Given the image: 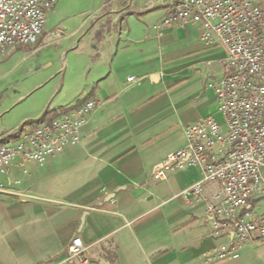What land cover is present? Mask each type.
<instances>
[{
  "label": "crops",
  "instance_id": "0c3cea01",
  "mask_svg": "<svg viewBox=\"0 0 264 264\" xmlns=\"http://www.w3.org/2000/svg\"><path fill=\"white\" fill-rule=\"evenodd\" d=\"M174 1L59 0L43 41L8 51L6 59L27 70L20 90L17 80L1 84L16 97L0 114L15 112L21 102L28 108L0 138L26 119L56 115L89 98L99 103L80 143L43 164L28 163L26 172L15 164L1 177L0 264H79L67 255L75 237L88 247V264H264L259 241L239 258L221 257L233 234L215 230L209 199L180 195L203 179L200 167L153 177L169 153L186 145L188 125L223 120L208 83L223 77L227 51L202 43L198 25L155 27ZM48 37L56 38L45 42ZM44 48L55 57L41 63L35 58ZM58 60L61 65L48 69ZM205 188L208 198L215 185Z\"/></svg>",
  "mask_w": 264,
  "mask_h": 264
},
{
  "label": "built area",
  "instance_id": "2783aa9c",
  "mask_svg": "<svg viewBox=\"0 0 264 264\" xmlns=\"http://www.w3.org/2000/svg\"><path fill=\"white\" fill-rule=\"evenodd\" d=\"M58 1L0 0V58L10 49L36 44ZM188 23L199 26L202 43L227 51L223 77L208 85L223 120L206 117L188 125L186 145L169 153L153 177L165 180L186 165L200 167L203 179L180 195L189 201L209 199L207 213L215 230L233 234L231 250L221 257L236 259L249 243L264 242V206L253 208L252 202L256 195L264 198V0H175L155 27ZM98 103L89 98L0 138V189L5 188L1 177L15 164L26 172L28 163L43 164L80 143L82 128ZM207 182L215 185L208 198ZM87 248L75 237L67 247L68 259L88 264Z\"/></svg>",
  "mask_w": 264,
  "mask_h": 264
},
{
  "label": "rangeland",
  "instance_id": "374dc122",
  "mask_svg": "<svg viewBox=\"0 0 264 264\" xmlns=\"http://www.w3.org/2000/svg\"><path fill=\"white\" fill-rule=\"evenodd\" d=\"M42 41L43 40H39L36 44H39ZM36 44H34V45H36ZM30 46H32V45H30ZM42 51L43 52H42L41 56H39V57L36 56V58H35L36 61L39 59L38 61L43 63L45 60L51 59L48 57H53V58L55 57L54 49L44 48ZM7 56H8V54H6L5 56L0 58V69H1L0 74L4 76L3 78L0 79V87H1V84H3V83L5 84L6 82L11 81V80H17L16 83L18 85L15 88V90H20V88L24 87V81H25L24 80V74L26 73V70H27L26 64L25 63L21 64V62L19 63L18 62L19 60L16 58L11 57V58L6 59ZM17 62L19 63L17 69L15 70V72L13 74H10L11 73L10 70L17 64ZM57 63L59 65L62 64L61 60H58V61H56L55 64H53L54 66H49L48 69L53 70L54 68L57 67ZM36 67H39V65H36ZM7 88L8 87L5 86V87H3V89L2 88L0 89V108L7 105L8 101L10 99L16 97L15 93H11ZM27 108H28V101H26V104L25 103L23 104L21 102L19 109L16 110L15 112L0 114V116L2 115V118H0V131L5 130L9 126L14 125L17 122H19L25 116ZM23 109H25V112ZM3 110L4 109L0 110V112H2ZM31 123L32 122L30 120L26 119L25 121L20 123L18 129L21 128L24 124L28 126ZM256 204H259L261 207H263L264 206V198L260 197L256 200H253V205H254L253 208H255Z\"/></svg>",
  "mask_w": 264,
  "mask_h": 264
},
{
  "label": "trees",
  "instance_id": "16d2710c",
  "mask_svg": "<svg viewBox=\"0 0 264 264\" xmlns=\"http://www.w3.org/2000/svg\"><path fill=\"white\" fill-rule=\"evenodd\" d=\"M55 113H52L51 115H49V113H45L42 117H40L39 119H36V120H32L31 122L32 123H35V122H38V121H41V120H45V119H51L52 117H54ZM49 115V116H48ZM25 125V124H24ZM253 202V201H252Z\"/></svg>",
  "mask_w": 264,
  "mask_h": 264
},
{
  "label": "water",
  "instance_id": "95a60500",
  "mask_svg": "<svg viewBox=\"0 0 264 264\" xmlns=\"http://www.w3.org/2000/svg\"><path fill=\"white\" fill-rule=\"evenodd\" d=\"M56 37H48V38H46L45 39V42H49V41H51L52 39H55ZM263 195H256L255 197H254V200H256V199H258V198H260V197H262Z\"/></svg>",
  "mask_w": 264,
  "mask_h": 264
}]
</instances>
